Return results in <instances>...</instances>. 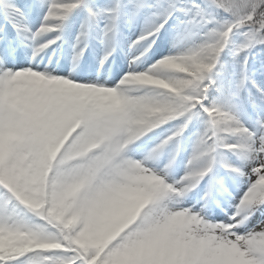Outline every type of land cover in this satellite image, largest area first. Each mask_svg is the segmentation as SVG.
<instances>
[{"label": "snow or ice", "instance_id": "snow-or-ice-1", "mask_svg": "<svg viewBox=\"0 0 264 264\" xmlns=\"http://www.w3.org/2000/svg\"><path fill=\"white\" fill-rule=\"evenodd\" d=\"M0 264H264V0H0Z\"/></svg>", "mask_w": 264, "mask_h": 264}, {"label": "rangeland", "instance_id": "rangeland-1", "mask_svg": "<svg viewBox=\"0 0 264 264\" xmlns=\"http://www.w3.org/2000/svg\"><path fill=\"white\" fill-rule=\"evenodd\" d=\"M154 51H156L155 49H154ZM151 55V54H150ZM226 57H227V55H226ZM156 58L157 59H159V53L156 55ZM187 155V153H185V156ZM183 160H184V156H182L181 158H180V164H181V167H180V172H181V174H182V172H183V168H182V163H183Z\"/></svg>", "mask_w": 264, "mask_h": 264}, {"label": "trees", "instance_id": "trees-1", "mask_svg": "<svg viewBox=\"0 0 264 264\" xmlns=\"http://www.w3.org/2000/svg\"><path fill=\"white\" fill-rule=\"evenodd\" d=\"M226 59H227V60H230V59H231V57H230V56H228V57H226Z\"/></svg>", "mask_w": 264, "mask_h": 264}, {"label": "bare ground", "instance_id": "bare-ground-1", "mask_svg": "<svg viewBox=\"0 0 264 264\" xmlns=\"http://www.w3.org/2000/svg\"><path fill=\"white\" fill-rule=\"evenodd\" d=\"M170 47V46H169Z\"/></svg>", "mask_w": 264, "mask_h": 264}]
</instances>
